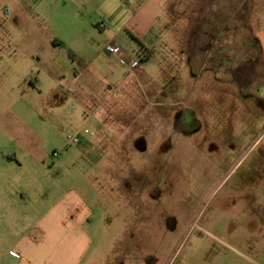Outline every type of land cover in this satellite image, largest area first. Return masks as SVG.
<instances>
[{
	"label": "rangeland",
	"instance_id": "374dc122",
	"mask_svg": "<svg viewBox=\"0 0 264 264\" xmlns=\"http://www.w3.org/2000/svg\"><path fill=\"white\" fill-rule=\"evenodd\" d=\"M15 5L0 0V170H39L36 196L42 207L70 190L87 202L93 211L87 226L93 245L83 264H264L241 258L253 245L264 250V239L253 245L247 240L248 217L242 210L264 208V80L248 78L254 67L241 66L240 60L252 45L246 41L248 29L256 38L264 27V0H212L216 14L206 20L218 30L212 61L217 70L209 61L170 65V71L181 72L166 80L161 60L148 62L145 50H124L129 55L124 65L104 50L94 65L101 77L91 86L109 89L112 80L131 74L128 87L120 90L125 97L112 111L130 108L126 121L134 120L132 159L105 163L68 141L80 129L96 133L93 123L86 126L71 85L87 61L26 34ZM202 31L204 42L208 24ZM204 51L196 49L198 58ZM263 60L254 63L262 74ZM134 62L164 88L159 102L167 123L160 124V115L149 111L153 107L129 69ZM30 79H37L39 90H32ZM143 107L148 112L135 117V109ZM28 127L41 129L46 141L18 142L17 129ZM116 134L108 132L110 146L95 143L103 157L117 153ZM29 153L43 161L28 162ZM8 155L20 157L23 166H9ZM259 220L263 227L264 212Z\"/></svg>",
	"mask_w": 264,
	"mask_h": 264
},
{
	"label": "crops",
	"instance_id": "0c3cea01",
	"mask_svg": "<svg viewBox=\"0 0 264 264\" xmlns=\"http://www.w3.org/2000/svg\"><path fill=\"white\" fill-rule=\"evenodd\" d=\"M6 1H15L16 13L21 19L23 30L26 34L33 35L34 40H43L52 49L75 51L87 61L85 68L80 73H75L71 85L76 88L73 96L83 105L86 126L93 123L96 128L93 136H84L82 145L98 143L100 147L110 146L108 132L118 133V139L113 142L118 147L117 153L100 157L104 159V163L132 159L134 130V120L126 121L129 114H132V109L119 107L112 111L117 100L125 97L120 90L128 87L131 74L124 76L119 83L112 80L109 89L91 86L94 79L101 77L100 70L94 65L101 60L107 45H117L123 50L120 56L110 55L116 63L122 65L129 56L124 50H145L148 62L155 58L161 60L164 65L161 75L166 80L181 72L179 68L170 71L166 68L170 65L198 66L199 63L206 65L209 61L211 68L218 69L216 63L212 64L217 59L215 51L219 45L218 30L214 23L206 20L207 15L213 17L216 14V10L212 9V0ZM204 23L208 24L209 31L204 33L205 39L201 42ZM262 28L256 38L254 32L247 28L250 36L246 41L252 45L247 46L246 55L240 60L241 66L246 64L254 67H248V78L264 80V74L257 72L258 67L254 65H261L264 56V27ZM96 49L100 51L93 57L87 54ZM196 49L205 50L204 58H198ZM72 57L74 59V55ZM80 61L83 62L81 59ZM129 69L135 74V82L146 103L153 107L149 111L154 110L160 115V124L167 123L163 119V104L159 102L164 88L146 77L148 70L141 67L133 69L132 65ZM36 80H29L32 90L40 89ZM124 92L129 95V91ZM110 98L113 100L109 101ZM147 110L144 107L135 109L133 115L136 117L138 114H145ZM106 121H110L112 125ZM28 128L17 129L18 142L31 146L34 143L42 145L46 141V135L41 129ZM25 158L28 162L37 164L43 161L40 156L32 153ZM4 159L9 166H23V161L18 156L8 155ZM98 174L102 176L103 172ZM40 177L41 172L37 169L0 170V264H83L93 245V238L87 228L93 211L72 190L66 191L53 204L42 207L36 196V184ZM242 210H245L248 217L244 227L249 243L264 239V225H258L264 208L247 207ZM247 253L241 254V258L248 259L251 256L264 260V250L259 245L251 246Z\"/></svg>",
	"mask_w": 264,
	"mask_h": 264
},
{
	"label": "built area",
	"instance_id": "2783aa9c",
	"mask_svg": "<svg viewBox=\"0 0 264 264\" xmlns=\"http://www.w3.org/2000/svg\"><path fill=\"white\" fill-rule=\"evenodd\" d=\"M105 52L108 53L109 55H113V56H120L122 53V49L117 46V45H113V44H109L106 46L105 48ZM140 66L137 62H134L132 64V68L133 69H138ZM87 135V136H93L94 134L92 132H90L89 130L85 129V130H80L77 134H75L74 136H69L68 137V141L71 144H75L80 146V150L83 151L88 158L92 159V158H98V157H102V151L101 149L96 146V145H88V146H84L82 145V140L80 138V135ZM57 154L55 153V156Z\"/></svg>",
	"mask_w": 264,
	"mask_h": 264
},
{
	"label": "trees",
	"instance_id": "16d2710c",
	"mask_svg": "<svg viewBox=\"0 0 264 264\" xmlns=\"http://www.w3.org/2000/svg\"><path fill=\"white\" fill-rule=\"evenodd\" d=\"M70 57L72 58V54L70 55Z\"/></svg>",
	"mask_w": 264,
	"mask_h": 264
}]
</instances>
